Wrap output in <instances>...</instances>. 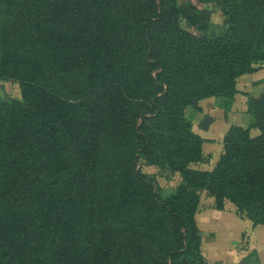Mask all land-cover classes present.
<instances>
[{"label": "trees", "instance_id": "1", "mask_svg": "<svg viewBox=\"0 0 264 264\" xmlns=\"http://www.w3.org/2000/svg\"><path fill=\"white\" fill-rule=\"evenodd\" d=\"M226 30L180 27L177 0H0V264H205L200 191L264 223V97L211 170L189 111L264 61V0H205ZM178 172L160 198L140 166ZM155 184V185H154Z\"/></svg>", "mask_w": 264, "mask_h": 264}, {"label": "crops", "instance_id": "2", "mask_svg": "<svg viewBox=\"0 0 264 264\" xmlns=\"http://www.w3.org/2000/svg\"><path fill=\"white\" fill-rule=\"evenodd\" d=\"M177 6L179 24L193 34L208 37L226 30L223 11L213 2L177 0ZM261 66L237 78L233 98H203L197 104L199 110L190 109L192 130L202 137L201 150L207 156L191 164L192 168L211 170L222 151L223 136L228 128L232 125L246 127L251 123L246 98L264 97V61ZM194 219L205 264H264V223L253 224L234 212L200 205Z\"/></svg>", "mask_w": 264, "mask_h": 264}, {"label": "rangeland", "instance_id": "3", "mask_svg": "<svg viewBox=\"0 0 264 264\" xmlns=\"http://www.w3.org/2000/svg\"><path fill=\"white\" fill-rule=\"evenodd\" d=\"M178 23H179V21H178ZM180 27L183 28L181 25H180ZM183 29H185V28H183ZM187 31H189V30H187ZM259 67H262L261 63H259ZM1 81H2L0 83V98L1 99L7 100L8 98H20L19 86L15 81H11V80H8V81L1 80ZM236 83H237V80H236ZM235 88H236V84H235ZM236 91H237V88H236ZM211 97H213V96H211ZM246 99H248V96ZM200 100H198V102ZM198 102H197V104H198ZM246 103H247V101H246ZM189 119H190V117H189ZM191 125H192V123H191ZM193 163H195V162H190L188 164V166L190 168H192L191 164H193ZM140 168H141L142 172H144L146 174L147 177L154 179L156 181V193L158 194V196L160 198H167L171 194L175 193L176 187L182 182L181 176L178 172L171 171L168 169H159V168H156L153 166H143L142 165V166H140ZM199 205H200V207L212 206L215 208L213 198L204 190L200 191V193H199V201H198L197 208H199ZM223 210L234 212V209L229 204L225 205V208ZM235 214L239 217L241 216L240 214H237V213H235ZM200 238H201V236H200Z\"/></svg>", "mask_w": 264, "mask_h": 264}, {"label": "water", "instance_id": "4", "mask_svg": "<svg viewBox=\"0 0 264 264\" xmlns=\"http://www.w3.org/2000/svg\"><path fill=\"white\" fill-rule=\"evenodd\" d=\"M207 122V121H206Z\"/></svg>", "mask_w": 264, "mask_h": 264}]
</instances>
